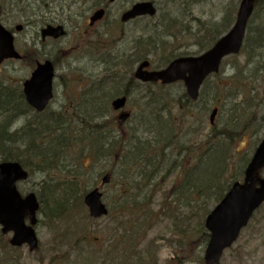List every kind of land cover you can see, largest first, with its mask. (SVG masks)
I'll list each match as a JSON object with an SVG mask.
<instances>
[{
    "label": "rangeland",
    "instance_id": "374dc122",
    "mask_svg": "<svg viewBox=\"0 0 264 264\" xmlns=\"http://www.w3.org/2000/svg\"><path fill=\"white\" fill-rule=\"evenodd\" d=\"M51 1L0 0V22L4 27L12 30L17 24L23 26L22 31L14 33L15 49L23 51L26 47L33 49L32 42L35 41V28L37 27V24L34 26V23H37V13L41 9L52 8L57 11L58 21H65L63 23L66 24V36L57 42V58L56 62H53L55 68L53 99L47 111L41 114L37 121L42 122L55 115H60L62 119L71 122L74 126L72 130H74L78 127V117L83 116L94 119V121H110V123H114L113 129H116L117 114L113 113L107 105V99H111L114 94L107 80L109 78L107 77V63L111 62L113 57L119 58L117 62L131 60L129 52L132 47L131 43H135L141 34L152 30L160 34L163 30L162 19H176V16L180 15H182L180 16L182 19L181 28L188 27V33H194L200 27L197 25V19L206 22L208 19H214L213 16L219 17V11L222 10L233 14L232 9L235 7L236 12L240 0H202L192 6L193 11L191 10V12L184 11V6H180V10L178 9L177 5L181 0H166L164 2L154 0L155 3L158 2L156 18L136 20L125 25L119 23L120 13L127 9L131 3L140 0H115L109 8L105 21L98 24L97 33L89 32L86 35L73 32V24L70 21H74L72 14L76 13V10L72 4L71 6L65 5L63 9H60L65 0H53V4ZM67 7H69L68 11ZM68 15H71L69 19L66 18ZM115 19L116 24L114 23ZM252 24L255 28L263 31L262 40L256 42L262 47L254 54L256 57L254 62H246L244 53L227 58L221 66L220 74L211 77L207 83L204 101L195 107L197 109L202 107L200 119L203 120L202 131L205 133L208 132L209 113L206 112L205 116H202L203 106H210L213 102L222 105V112L218 115L219 126L229 123L230 119H236L239 127L252 126L255 130L246 132L248 135L244 137V142L242 141L245 147L240 144L238 146L243 151H246L247 146L252 144L256 138L258 140L264 138V79L262 75H257L253 71L257 63L264 66L263 0H260L259 7L255 8ZM251 30L254 31L253 28ZM256 32L254 38L257 36ZM178 42L182 46L176 47L173 44V55L199 54L200 47L195 45V41L189 36L181 38ZM254 43L255 41H252L250 44ZM31 55L35 57L33 53ZM160 56L150 57L151 70L157 69L159 66ZM97 59L105 64H98ZM34 65L35 62H4L0 68V88L8 87L16 91L29 77ZM134 68L135 66L132 68V73ZM119 70V68H115L112 72ZM129 73L130 69L125 67L117 74V77L120 78L121 75L126 79L129 77ZM237 74H239L238 78H236ZM235 79L237 82H234ZM98 80L102 81L99 90L97 89ZM240 83H244L246 88L241 87ZM170 91L173 93L170 95L177 96L181 89L176 86L173 90H164L163 94H169ZM149 92L152 95L162 94L157 86H151ZM239 92L245 94L246 97L249 96L248 102H245L242 107L238 105L236 93L239 95ZM87 100H89L88 103ZM91 104L90 114L83 115ZM126 107L128 111L132 112V115L129 122L123 126L124 133L127 134L134 129L137 131L136 136L143 139L157 129L155 125L158 118L154 115V111L141 113L136 96L131 98ZM158 115L162 120L167 118L166 112L158 113ZM169 116L174 123L180 121L175 110H171ZM35 120L33 113H28L25 119L14 122L13 129H20L24 121L35 123ZM193 124L194 121L192 124L190 123L191 128ZM188 129L189 125L185 124L182 132ZM75 150L78 151L77 148ZM74 159L75 156H70V149L66 153L63 152L57 157L54 171L48 174L34 172L32 178L18 185L19 190L22 193L30 191L37 193L41 180H47L48 187L55 182L62 181L65 177L62 168L65 171L79 169L78 165L81 163L88 166L85 160L79 162ZM109 170H114L117 173H114L116 178H113L108 185L101 187V192L102 200L108 208L109 216L112 214V218L90 220L86 209L82 206V208L72 209L68 219L60 218L56 221L49 217L52 202L47 200L49 207L46 206L47 209L44 213L37 214L35 231L39 240L38 251L30 253L26 247H22L20 249V264H104L103 255L108 252V247L112 244V239L116 235V227L120 229L117 235L125 234L128 240L127 245L122 247L117 254V262L121 260L122 254L126 253L125 256L132 263L136 262L137 264H140V259L142 260L141 264H203L202 257L206 245L203 234V231L205 232L203 229L205 216L189 213H185L184 216L180 211L173 216H168L170 206L167 205L168 202L164 201V193L172 184L173 179L157 185L158 192L149 202L150 209L155 213L150 216L147 223H143L140 220L141 215L131 217V212L123 211L120 207L123 198L121 182L128 187H133L127 193L126 199L135 201L144 195L137 194L135 191L138 186L135 185L136 178L133 169L126 174L129 180H124L118 175L125 173V168L119 162L103 159L101 162L93 163L83 178L85 181L87 180L86 189L99 186L100 177L96 179V175L100 172L108 173ZM207 207L210 209L213 206L208 202ZM198 213L201 214V211L199 210ZM119 223L121 225L118 226ZM66 230L69 231L68 235H65ZM133 235L138 236V239L134 240L135 242L129 238ZM66 237L71 241H68ZM76 238L79 240H75ZM132 251L134 256L131 255ZM149 254L154 255L152 261L147 259ZM105 264L114 263L107 258ZM219 264H264V204L254 214L247 227L241 231L237 241L223 253Z\"/></svg>",
    "mask_w": 264,
    "mask_h": 264
},
{
    "label": "trees",
    "instance_id": "16d2710c",
    "mask_svg": "<svg viewBox=\"0 0 264 264\" xmlns=\"http://www.w3.org/2000/svg\"><path fill=\"white\" fill-rule=\"evenodd\" d=\"M164 1L166 0H161V2ZM200 1L202 0H181L177 7L180 10V6H184V11L191 12L192 6ZM259 2L260 0H256V6L259 5ZM219 14V17L213 16L214 19H208L206 22L197 19V25L200 27L194 33H188V27L181 28L182 19L180 16L182 15L176 16V19H162L163 24L161 27L163 30L160 34L152 31L145 34V38H138V61L145 60L148 54L147 48L152 47V57L161 55L159 58L160 63L167 64L175 57L172 54V45L182 46L178 41L185 36H189L195 41L194 44L200 47V52L205 51L232 24L233 14H229L227 10L219 11ZM192 21L194 20L192 19ZM251 28H254L252 22L248 27L242 48L243 53L246 54V62H254L256 58L254 54L262 47L256 42L262 40L263 31L254 28L257 30L258 37L254 44H250L254 35ZM170 49L171 51H168ZM166 51L168 52L165 54ZM258 66L259 63L256 64V67ZM261 73H264V71L259 72V74ZM238 77L239 74L236 78ZM234 82H237V80L235 79ZM207 83L201 88L197 103L204 101ZM240 85L246 88L244 83H240ZM14 92L15 90L9 88H0V162H18L22 168L28 171L29 178L35 170L44 174L54 171L57 157L62 155L63 152L66 153L69 149L70 156H75V161L82 162L86 160L88 164V166L78 165L79 169L75 170L65 171L62 168V172L65 173L64 179L55 182L52 186L48 187L47 180H41L39 183V190L36 193L40 204L39 212L44 213L47 209L46 206L49 207L47 200H50L52 208L49 217L56 219V221L60 218L68 219L72 209L82 208L81 200L87 188V180L83 179L84 175L88 172L91 164L99 162L101 158H112L114 161L115 156H117L126 170L133 169L135 171V185L138 186L135 191L137 194H144L142 202L138 203L141 207L135 206L136 200L126 199L127 193L133 187H128L122 182L123 198L120 207L123 211L131 212L130 215L141 213L140 220L143 223H147L150 216L154 215L148 204L158 184L166 183L173 178L172 184L164 194V201L167 197L168 199L171 197L173 200L169 202L168 216H173V214L179 212L176 205L183 208L181 211H183L184 216L185 213L194 214L198 210L201 211V215H205L208 212L206 204L208 202L211 204L217 203L231 183L242 177L243 166L247 159L243 157L245 153L237 156L238 159L236 158L235 146L242 139L247 128L239 131L233 127H228L226 124L219 126V119L207 135L203 132L198 142L196 140L190 142L189 140L190 145L186 143L184 148L182 144L180 145L177 134L175 135L173 132L172 123L169 122L159 125V137L152 136L149 143L136 139L133 133L128 134L126 137L115 135L114 123L94 121V119H88L85 116L78 117V127L74 130H72L74 126L71 122L62 119L60 115H55L53 120L41 122L37 121L35 117V123L24 121L19 130L10 132L11 123L23 116L26 117L30 112V109L23 102L22 95ZM236 95L237 97L243 96V99L246 97L242 92H239V95L236 93ZM178 100V112L181 108V112L183 110L187 112L191 106L196 104L189 102L183 92ZM203 107L204 113L207 112L208 107ZM219 110L222 112V105H220ZM185 112L183 114L186 123H188L190 114H185ZM172 146L176 147L177 158L173 159V155V158L167 159L165 149ZM190 146L191 150H189ZM76 148L78 151L75 150ZM183 149L185 154L179 159L178 157L183 153ZM130 150L132 156L124 155L126 151ZM178 159L184 163L188 161V164L184 168H182V164H179V172L174 173L173 171L176 170L178 165ZM190 159H193L194 163L192 161L189 164ZM110 173L116 178L113 170ZM126 174L119 175V177L129 180ZM173 203L176 205L172 207ZM196 203H199V205H196ZM182 218L184 219V217ZM119 230V228L115 230L114 245L109 247L107 255L104 256L105 258H111V255L115 257L120 252V246L127 245V236L125 234L117 235ZM68 232L66 230L65 235H68ZM204 237L207 238V234H204ZM129 238L134 241L138 239V236L133 235ZM125 254H122L124 264H132L131 260L125 257ZM131 255H135L133 251ZM20 256V250L11 248L7 243V238L0 235V264H20ZM153 257V254H149L147 259L152 261Z\"/></svg>",
    "mask_w": 264,
    "mask_h": 264
},
{
    "label": "water",
    "instance_id": "95a60500",
    "mask_svg": "<svg viewBox=\"0 0 264 264\" xmlns=\"http://www.w3.org/2000/svg\"><path fill=\"white\" fill-rule=\"evenodd\" d=\"M253 9V0H241L236 19L231 30L220 38L208 51L197 57H182L170 62L159 71H146L148 62L139 65L135 78L141 82L155 83L160 81L169 85L178 81L183 83L187 96L196 100L198 90L204 79L218 71L223 57L237 54L241 48L245 26ZM155 9L151 2H138L131 6L121 16V21L135 19L141 16H153ZM103 11L95 12L90 18V24L101 19ZM16 31L21 27L17 26ZM42 37L59 38L64 35L61 26L47 27L42 31ZM19 58L13 49V37L9 31L0 25V64L4 59ZM53 66L51 62L37 64L30 78L23 83V94L26 103L36 112H41L52 98L51 82ZM125 104V98H118L111 103L116 111ZM216 110L210 115L213 122ZM128 114L119 115L118 120L124 122ZM264 166V140L256 148L244 172L242 184L234 183L221 202L211 211L205 220V228L210 232V239L204 252L206 264H217L223 250L229 247L237 238L252 212L264 201V180L256 177V172ZM27 174L17 163H0V226L1 233H12L9 244L12 247L27 245L29 251L37 248V238L33 230L36 223L35 212L38 204L34 194L21 198L15 183L26 180ZM102 184L109 182V176L102 178ZM101 194L93 189L84 197V203L89 215L99 218L106 215L107 210L101 203ZM30 217L29 225H25L24 216Z\"/></svg>",
    "mask_w": 264,
    "mask_h": 264
},
{
    "label": "flooded vegetation",
    "instance_id": "af4514ba",
    "mask_svg": "<svg viewBox=\"0 0 264 264\" xmlns=\"http://www.w3.org/2000/svg\"><path fill=\"white\" fill-rule=\"evenodd\" d=\"M41 1V0H40ZM79 1V0H78ZM81 4H74V6H80L83 9V12L81 14V18L78 20L72 21L73 24V32L75 34L80 35H86L89 32H95L97 33L98 24H100L102 21H105V19L108 16V11L111 5L113 4V0H80ZM53 4V0L51 1ZM67 4L62 5L61 7H64ZM56 7V6H55ZM104 9L105 15L102 18L101 21H97L94 23V25H89V19L90 16L98 9ZM69 17V16H67ZM65 21L59 22L57 19V11L53 10L52 8H45L41 9L39 13H37V23H34V26L37 24V27L35 28V41L32 42L33 49H24L23 51L17 50V52L20 54L21 58L18 60L14 59H8L3 62H44L48 60L49 62H56L57 58V42L58 39H54L51 37H45L43 38L41 36V32L43 29L47 27H54L57 25H62L64 28H66V24L63 23ZM87 25V26H86ZM33 53V55H31ZM98 62H101L99 59H97ZM132 80H129V85L125 86L124 89H122V93L127 94L129 98L131 97V85ZM130 112V111H129Z\"/></svg>",
    "mask_w": 264,
    "mask_h": 264
}]
</instances>
